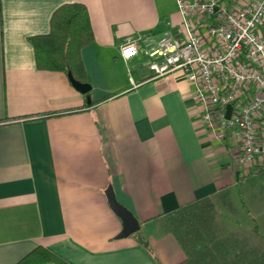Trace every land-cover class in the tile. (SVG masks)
Returning a JSON list of instances; mask_svg holds the SVG:
<instances>
[{"label": "crops", "instance_id": "crops-1", "mask_svg": "<svg viewBox=\"0 0 264 264\" xmlns=\"http://www.w3.org/2000/svg\"><path fill=\"white\" fill-rule=\"evenodd\" d=\"M75 1L92 30L79 50L89 97L64 70L39 68L29 38ZM180 22L177 0H0V264L37 245L69 264H179L184 252L164 214L237 185L264 227V195L247 176L259 168L234 169L181 69L154 76L147 67L141 36ZM126 39L138 51L123 59ZM109 184L147 247L134 232L116 237Z\"/></svg>", "mask_w": 264, "mask_h": 264}, {"label": "built area", "instance_id": "built-area-1", "mask_svg": "<svg viewBox=\"0 0 264 264\" xmlns=\"http://www.w3.org/2000/svg\"><path fill=\"white\" fill-rule=\"evenodd\" d=\"M177 4L178 28L141 36L148 69L154 76L181 69L205 128L227 143L234 169L264 167V0ZM137 51L133 39L120 46L123 59Z\"/></svg>", "mask_w": 264, "mask_h": 264}, {"label": "trees", "instance_id": "trees-1", "mask_svg": "<svg viewBox=\"0 0 264 264\" xmlns=\"http://www.w3.org/2000/svg\"><path fill=\"white\" fill-rule=\"evenodd\" d=\"M29 38L39 68L64 70L73 87L90 96L91 82L79 52L92 39L83 3L60 4L50 15L48 32ZM263 171L264 167L247 174L251 175L248 177L251 186L258 181L259 197L264 195ZM239 187L221 188L164 214V228L175 235L184 252L179 264H264V227L260 221L263 217H258L256 208L244 201ZM261 210L264 212V206ZM134 234L147 247L138 231ZM14 264L69 263L37 245Z\"/></svg>", "mask_w": 264, "mask_h": 264}, {"label": "water", "instance_id": "water-1", "mask_svg": "<svg viewBox=\"0 0 264 264\" xmlns=\"http://www.w3.org/2000/svg\"><path fill=\"white\" fill-rule=\"evenodd\" d=\"M230 106V104L226 105V115H228ZM105 195L110 208L121 219V229L116 234V237H124L136 232L140 227L138 219L135 217L133 212L129 210V208L117 200L110 184L105 188Z\"/></svg>", "mask_w": 264, "mask_h": 264}, {"label": "rangeland", "instance_id": "rangeland-1", "mask_svg": "<svg viewBox=\"0 0 264 264\" xmlns=\"http://www.w3.org/2000/svg\"><path fill=\"white\" fill-rule=\"evenodd\" d=\"M252 172V171H251ZM249 176H251V175H249ZM237 191V190H236ZM239 192H240V187H239Z\"/></svg>", "mask_w": 264, "mask_h": 264}]
</instances>
